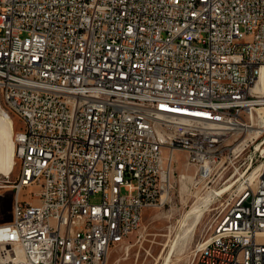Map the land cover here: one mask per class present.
<instances>
[{"label":"built area","instance_id":"obj_1","mask_svg":"<svg viewBox=\"0 0 264 264\" xmlns=\"http://www.w3.org/2000/svg\"><path fill=\"white\" fill-rule=\"evenodd\" d=\"M263 65L264 0H0L19 125L0 264H105L167 202L176 151L202 180L239 161L192 264H264Z\"/></svg>","mask_w":264,"mask_h":264},{"label":"rangeland","instance_id":"obj_2","mask_svg":"<svg viewBox=\"0 0 264 264\" xmlns=\"http://www.w3.org/2000/svg\"><path fill=\"white\" fill-rule=\"evenodd\" d=\"M0 105L3 106L1 92ZM13 121L16 133L19 125L16 119ZM175 156L173 187L167 202L146 208L142 215L141 225L125 241L111 247L105 264H163L165 260L168 264H192L197 245L210 233L209 224L214 218L221 197L230 189L226 186H230L236 176L227 181L225 178L238 166L239 161L238 159H227L226 164H229L231 169L224 177L221 178L219 174H216L209 180H202L195 177V167L187 165L184 152L176 151ZM18 170L19 163L16 159L11 173H0V225L12 219L15 196L13 183ZM182 173L186 174V180L179 179ZM223 188L227 189L223 190ZM37 190V187L23 188L20 196L22 199H30L32 192ZM214 190L216 193L209 204L203 208L204 212L197 228L190 236L191 238L184 240L182 235L193 216L188 212ZM223 191L225 192L220 195ZM98 197V194H93L92 200H97ZM32 199L35 203L37 202V197L33 196Z\"/></svg>","mask_w":264,"mask_h":264},{"label":"bare ground","instance_id":"obj_3","mask_svg":"<svg viewBox=\"0 0 264 264\" xmlns=\"http://www.w3.org/2000/svg\"><path fill=\"white\" fill-rule=\"evenodd\" d=\"M253 90L257 92L259 95L264 96V65L262 66L257 82L253 85ZM257 113L259 115H257L256 113H253L252 117L255 118V116H257L256 118H257V123L259 126L249 127L247 129L249 134L257 133L258 127H261L262 122H264V108L257 107ZM14 133H15L14 121L11 115H8L0 105V173H3V174L11 173L16 164ZM245 140H243V143H245ZM226 187H229V186L227 185ZM226 189L227 188L225 189L223 188V190H226ZM215 193H216L215 190L210 192L204 198V200L201 201V203L195 205L190 210V212H188V214L192 213L193 216H192L191 222H189V224L187 225V228L184 231V234L182 235L184 240L188 239L193 234L195 229L197 228L200 222L202 213L204 212L203 208L209 204V202L212 199V196H214ZM163 264H168L167 260H165Z\"/></svg>","mask_w":264,"mask_h":264}]
</instances>
